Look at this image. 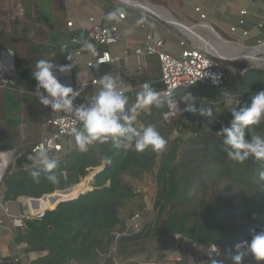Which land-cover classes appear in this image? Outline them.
Returning <instances> with one entry per match:
<instances>
[{"label":"trees","instance_id":"trees-1","mask_svg":"<svg viewBox=\"0 0 264 264\" xmlns=\"http://www.w3.org/2000/svg\"><path fill=\"white\" fill-rule=\"evenodd\" d=\"M51 1L55 9H51V20L62 30L68 21L65 4L62 0ZM61 34L63 43L52 50L28 38L0 31V51L14 53L15 88L21 91L17 97L22 114L17 123L3 126L9 96L6 90H0V152L26 151L4 174L0 186L1 204L16 203L20 199L40 200L47 196L31 211L36 216L26 218L23 227L13 231L15 243L25 245L24 254L38 256L29 264L147 263L153 260L156 252L150 247L159 243L165 248L176 234L205 247L219 246L225 254L223 264H233L235 245L250 241L253 232L264 230V180L260 177L264 162L252 157L243 163L231 160L223 151V138L217 132L230 124V107L250 106L252 98L264 91V68L247 67L243 74L225 71L220 86L198 84L171 95L179 101L182 95L191 93L197 109L201 106L206 110L211 108L212 117L198 112L180 114L178 107L176 116L165 122L163 116L169 111L167 104L141 112L134 126L141 130V126L154 125L167 141L161 152L151 149L138 152L131 143L125 150L114 148L111 141L96 142L87 152L74 149L56 159L59 183L47 181L44 173L37 182L31 176L36 165L28 155L40 142L43 126L49 120L71 114L53 113L50 107L39 103L32 72L40 59L51 60L54 64L70 62L69 52L80 47L73 45L72 39L87 40L81 28L67 27ZM105 50L108 48L98 46L96 55ZM155 64L159 78L155 77ZM160 76L158 60L150 59L148 72L131 80L134 91L126 94L129 106L136 100L144 82H150L161 92ZM100 88L77 89L81 94L74 103L87 102ZM229 95L240 100V104L229 106ZM179 106L185 107L183 102ZM252 134L264 137V122L254 126ZM18 139L20 144H17ZM94 171L91 186L87 177ZM149 176L156 184V193L153 218L144 221L141 214L147 206L137 183L141 184ZM71 188L68 193L61 192ZM136 215L141 224L139 231L134 228ZM144 255H147L145 259ZM181 255V262L177 264H193L192 251L184 249ZM244 264L258 262L249 254Z\"/></svg>","mask_w":264,"mask_h":264},{"label":"clouds","instance_id":"clouds-1","mask_svg":"<svg viewBox=\"0 0 264 264\" xmlns=\"http://www.w3.org/2000/svg\"><path fill=\"white\" fill-rule=\"evenodd\" d=\"M120 10H117L119 12ZM117 12L109 13L107 19L112 20L117 17ZM123 15V12H120ZM145 23V18L137 21V24ZM78 41L73 40V43ZM84 47L95 55L94 46L85 41ZM67 59L71 63L57 65L51 60L40 59L36 62L32 76L37 82L35 94L41 105L50 107L53 113H69L73 119L79 122V127H74L76 146L79 151L87 152L89 147L96 142L111 141L116 149L127 150L129 143L134 145L138 152L151 149L154 152H161L165 149L167 141L160 135L154 125L138 130L134 126L138 110L149 107L161 108L165 104L171 109L179 107L180 114L183 112H197L202 116L212 117L211 108L205 109L202 106L197 109L195 97L191 93H185L179 101L171 98L170 94H162L157 91L150 82H144L141 90L136 95L135 103L129 106V98L126 93L129 91L122 82L112 74H105L99 79L100 90L86 103L75 104L80 90L74 89L68 84H64L59 79L58 73L70 72L75 67V60L69 52ZM183 102L184 108L179 105ZM239 105L240 100H234L229 95L227 104ZM232 119L228 126H222L217 132L223 138L222 149L227 157L239 163H243L250 157L256 161L264 162V137L253 135L254 126L264 122V91H260L252 98L250 106L230 107ZM250 137V138H246ZM36 165L31 172L34 180L39 182L41 173L45 174V179L52 184L59 183L56 173L58 161L49 155V152L41 145L36 155L30 157ZM111 163V160L108 161ZM260 177L264 180V171ZM236 252L232 256L233 264H244L245 257L251 255L257 262H264V230L253 232L250 241H243L235 245ZM213 254L219 255L214 245L209 250L210 264H223L222 260L213 258Z\"/></svg>","mask_w":264,"mask_h":264},{"label":"built area","instance_id":"built-area-1","mask_svg":"<svg viewBox=\"0 0 264 264\" xmlns=\"http://www.w3.org/2000/svg\"><path fill=\"white\" fill-rule=\"evenodd\" d=\"M264 1V0H263ZM128 4V3H126ZM242 15H246V12H241ZM204 18V17H203ZM120 20L126 19V14L119 15ZM241 25L245 22L241 21ZM69 29H74L75 24L71 21L67 22ZM264 27V16L259 24V28ZM176 29V28H175ZM177 30V38L180 42L181 51L178 55H174L167 50L164 39L156 32H150L144 39V41L133 49L126 48L122 55H116L111 52L110 49L105 50L101 55H96V49L98 46H104L111 48L119 44L123 39V31L117 26L105 27L96 18L90 17L86 21L87 42L91 43L95 48V55L84 47V41L79 38H73L71 43L75 46H80L78 49L71 50L73 59L75 60V67L70 72L58 73L59 79L62 83L72 86L74 89H79L84 86H97L101 87L99 83L100 78H90L89 72L97 70L99 67L108 66L115 63L128 64L132 57L136 60V70L138 75L146 74L149 70V61L152 58H156L160 66V83L163 85L162 94L173 95L176 91L182 89H191L198 84H210L212 86H220L225 77V71L235 72L233 68L227 66L223 60L211 55L206 49L196 45L193 41L181 31ZM236 28H231V33H236ZM249 32L245 31L243 37H248ZM73 40L78 41L73 43ZM87 57L88 60L84 61ZM70 62H65L57 65H66ZM83 64V65H82ZM245 70H240V74H243ZM118 81L121 78H118ZM133 77L129 76V83L124 81L122 84L129 89L127 93H133L134 89L131 84ZM16 86V71H15V58L14 53L11 50L0 51V90H10ZM126 93V94H127ZM86 103L79 102L77 104ZM135 103V101H134ZM133 103V104H134ZM146 109L138 110L134 115L136 118L138 115ZM177 109L169 108V111L164 114L163 118L165 122H170L177 113ZM79 122L75 121L72 115L60 116L49 120L43 126V132L40 142L33 147L28 159L34 163L30 157L36 155L41 145L49 152V155L55 159L60 158L65 153L66 142H71L74 139L72 129L79 127ZM144 126H141L142 130ZM26 154V151L17 152L14 150H7L0 152V186L2 179L7 168L13 165L18 158H21ZM3 198L0 191V206L4 216L10 219L13 225V229L22 228L24 221L28 217L36 216L30 212L29 202L31 199H24L25 213L19 216H14L6 205L1 204ZM32 201V200H31ZM139 215L133 219L135 221V231H139L141 228L140 222H138ZM3 225V220L0 221V226ZM214 245L205 247L197 242L189 240L187 237L180 234L173 236L168 246L160 253L157 254L154 259L147 263L141 264H177L181 262V252L184 249H188L194 254L193 264H210L209 250ZM219 255L213 254V258L222 260L225 262V254L223 250L215 245Z\"/></svg>","mask_w":264,"mask_h":264},{"label":"crops","instance_id":"crops-1","mask_svg":"<svg viewBox=\"0 0 264 264\" xmlns=\"http://www.w3.org/2000/svg\"><path fill=\"white\" fill-rule=\"evenodd\" d=\"M129 1L138 4L148 2L154 14L143 8L124 4L119 0H65L64 4L68 21L73 22L76 28L84 30L86 21L90 17L96 18L102 25L106 24L109 27L117 25L123 31V39L116 46L108 48L116 55H122L126 48H135L153 31L164 39L167 50L170 53L178 55L181 49L177 45V30L174 27L182 31L189 38L191 35L186 30L178 28L176 24H172L174 27L169 24L168 22L171 19L176 20L186 28L191 27L196 29L200 25L207 24L227 40L240 42L245 45V47H239L241 50H253L260 46V42L264 44V27L259 28V24L264 16L263 0H157L158 2L155 3L151 2L152 0ZM47 7L50 10H55L53 6L47 5ZM44 9L45 7L43 6V11ZM117 10L120 11L117 12ZM112 12H117V17L112 20L107 19L108 14ZM120 12L126 14L125 20L119 19ZM157 12L170 16L171 19L167 16L159 15ZM241 12H246V15H242ZM142 17L145 18V23L138 25L137 21ZM241 21H244L245 24L241 25ZM169 27H172V30ZM231 28H236L237 32L231 33ZM199 30L196 29L195 31ZM245 31L250 33L248 37H243ZM200 33L202 34L203 32ZM200 33H197V35L200 36ZM200 38H205V34L203 33V37ZM230 45L235 44L230 43ZM255 52H257V49ZM86 60H88L87 57L84 58L83 63ZM109 73L121 78L119 81H124V83L128 84L130 81L129 76L134 77L138 75L135 58L132 57L128 64L115 63L99 67L97 70L90 71L89 76L91 79L101 78ZM93 178L92 186L94 183ZM23 200L20 199L16 203L6 204L14 216L25 213V202ZM29 208L31 212L36 210L38 205L32 202V204L29 203ZM1 220H3V225L0 226V264H29L31 260L38 258L35 254H24L25 245L15 243L12 222L4 216L2 207L0 206Z\"/></svg>","mask_w":264,"mask_h":264},{"label":"rangeland","instance_id":"rangeland-1","mask_svg":"<svg viewBox=\"0 0 264 264\" xmlns=\"http://www.w3.org/2000/svg\"><path fill=\"white\" fill-rule=\"evenodd\" d=\"M62 1L65 2V0H62ZM114 1H116V0H114ZM52 4L53 3L51 0H21V2H20V0H17V1H15V0H0V31L14 35V36H22V37L28 38V39L36 42V43L45 45L49 49L51 48L52 50L54 48H56L58 45L61 46L60 42H62L61 40L64 38L61 34V31L62 30H63V32L67 31V27L64 26L62 28V30H60V28L56 27L53 24V22L51 20V10H50V8L47 7V5L52 6ZM43 6L46 9V10L44 9V11H43ZM47 8H48V10H47ZM60 10H61V8L58 7V11H60ZM59 17H61V16H59ZM66 26H67V24H66ZM171 28H170V30H172ZM200 32H203L205 34V38L207 37L206 39L211 40V41H213V40L215 41V38L207 31H200V30L194 31L195 34L200 33ZM203 33L202 34L200 33L201 34L200 37H203ZM176 34H177V32H176ZM221 37L224 40H226L227 42L231 41V40H227L223 36H221ZM190 39L193 40L192 37H190ZM194 42H196V41H194ZM196 43L199 45H202V43H199V42H196ZM235 43H240V42H235ZM177 45L181 49L179 40H178ZM234 46H236V45H234ZM262 47H264V46H261V48ZM262 49H264V48H262ZM262 49L257 50V52H255L256 49L255 50L253 49V50H249L248 52H245V53L244 52L241 53V51L239 50V52H240L239 54L237 51L230 50V52L220 54L224 57L220 56L218 58L220 60H223L227 66L233 68V70L235 72H240V70H244L247 67L264 68V50L262 51ZM259 51H261V52L259 53ZM229 54H231V55H229ZM240 54L245 59L250 60V61H254V62L252 63V62H249L246 60H240L241 59ZM213 56H215V55H213ZM232 57H236V59H232ZM154 68H155V77L159 78V70H158L157 64L154 65ZM6 92L8 93L9 97L6 101L7 113L5 114V118H4V120H5L4 121L5 125H3L4 127H7V124L9 122L16 121V123H17L18 121H20L22 119V114L20 111V105L18 103V97H17L18 94L21 93V91L19 89L13 88V89L7 90ZM19 140L20 139H18L17 144H20ZM74 149H78L76 146L75 139L72 140L70 143L67 142V144L65 146V150H66L65 152H69V151L74 150ZM94 174H95V171L91 172L89 174V176L87 177V178H90V180H91V186H92V178H93ZM137 186L142 191V194L144 196L145 203L147 206L146 210L141 214L143 216L142 219L144 221H147V220L153 218V207H154L153 203H154V198H155V193H156V184H155L153 178L149 176L141 184L137 183ZM23 201L25 202V200H23ZM32 202L30 201L29 203L32 204ZM25 203H27V202H25ZM165 248L160 246L159 243H154L150 247V249H153L156 251L154 257L157 254H160ZM147 255H144L143 258L145 259V256H147ZM161 264H163V263L161 262Z\"/></svg>","mask_w":264,"mask_h":264},{"label":"bare ground","instance_id":"bare-ground-1","mask_svg":"<svg viewBox=\"0 0 264 264\" xmlns=\"http://www.w3.org/2000/svg\"><path fill=\"white\" fill-rule=\"evenodd\" d=\"M119 1H121V2H123V3H128L129 5H132V6H134V7H140V8H143V9H145L146 11H148V12H150V13H153L154 14V11H152V9H151V5L148 3V2H145L144 4H138V3H133V2H130L129 0H119ZM159 15H164V14H160L159 12H157ZM164 16H167V15H164ZM169 19H171V17L170 16H167ZM169 24H176L177 26H178V28H182V29H184V30H186L190 35H191V37L192 38H194L193 40L194 41H196V42H199V43H202V45H199V44H197L196 42H194L193 41V43L194 44H196V45H198V46H202V48H204V49H206V51L208 52V53H210L211 55H215V57H224V56H222V55H220V54H222V53H227V52H230V50H234V51H237L238 52V54L240 53L239 52V50L241 51V53H245V52H248L249 50H241V48H239V47H241V46H234V45H230V43L229 42H227L226 40H224L223 38H219V37H217L216 35H215V33L211 30V28H210V26L209 25H207V24H203L201 27H198V28H196V29H200V30H202V31H207V32H210V34L215 38V41L213 40V41H211V40H208V39H206V38H200V36H198L197 34H194V31L196 30V29H194V28H186V27H184V26H182L180 23H178L176 20H173V19H171L169 22H168ZM205 25V26H204ZM173 27H174V25H172ZM174 28H176V27H174ZM177 29V28H176ZM194 29V30H193ZM180 31V30H179ZM182 32V31H181ZM188 34V35H189ZM210 36V35H209ZM259 47H257V48H254V49H257V50H259L260 48H261V46H264V44H261V42L259 43ZM229 50V51H228ZM259 52H261V51H259ZM234 54V53H233ZM236 54V53H235ZM229 55H231V54H229ZM240 56H241V54H240ZM226 57V56H225ZM231 58V57H230ZM241 59L240 60H246V61H249V62H254V61H250V60H247V59H245L243 56H241L240 57ZM232 59H236V57H232ZM260 59V58H259ZM256 62V61H255ZM256 64V63H255Z\"/></svg>","mask_w":264,"mask_h":264},{"label":"water","instance_id":"water-1","mask_svg":"<svg viewBox=\"0 0 264 264\" xmlns=\"http://www.w3.org/2000/svg\"><path fill=\"white\" fill-rule=\"evenodd\" d=\"M198 27H201V25L200 26H198ZM211 28V27H210ZM211 30L215 33V35L217 36V37H219V38H222L221 36V34H219L218 32H216L213 28H211ZM221 35V36H220ZM224 37V36H223ZM225 38V37H224ZM229 43H231V44H235V45H240V46H243V47H245V45H243V44H241V43H235V42H233V41H230ZM73 188H71V189H68V190H66V191H61L62 193H68V192H70L71 190H72ZM51 196V195H50ZM45 197H47V196H45ZM45 197H43L42 199H45ZM42 199H40V200H36V199H31L34 203H36V205H38L39 206V204H40V201L42 200ZM63 202V201H62Z\"/></svg>","mask_w":264,"mask_h":264}]
</instances>
